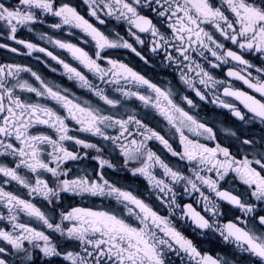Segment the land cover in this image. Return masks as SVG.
<instances>
[{
  "label": "snow or ice",
  "instance_id": "obj_1",
  "mask_svg": "<svg viewBox=\"0 0 264 264\" xmlns=\"http://www.w3.org/2000/svg\"><path fill=\"white\" fill-rule=\"evenodd\" d=\"M0 53V264H264V0H0Z\"/></svg>",
  "mask_w": 264,
  "mask_h": 264
},
{
  "label": "flooded vegetation",
  "instance_id": "obj_2",
  "mask_svg": "<svg viewBox=\"0 0 264 264\" xmlns=\"http://www.w3.org/2000/svg\"><path fill=\"white\" fill-rule=\"evenodd\" d=\"M2 56H3V53H0V57H2ZM50 78H51V77H50ZM157 78H160V77H157ZM57 81H58V82H61V78L57 77ZM62 82H63V84H64L65 86H68V87H70V88H73V86L70 84V82H68L66 79L62 80ZM73 90L76 92V94H79V89H75V88H73ZM237 103H238V102H237ZM219 119H224V117L221 116V117H219ZM128 183L131 184V186L133 187L134 190H137V191L141 192V193L143 194V196H144L146 199H149V198H150V197L148 196V193L144 191V187H143V185H142L140 182H138V181H129ZM89 203H90V202H89ZM96 204L99 205L100 202L97 201ZM202 246H203L204 248H207V249H212V248H213V245L210 244V243H207V242L204 243Z\"/></svg>",
  "mask_w": 264,
  "mask_h": 264
}]
</instances>
